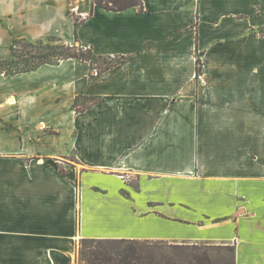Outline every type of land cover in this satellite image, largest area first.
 <instances>
[{"label": "crops", "instance_id": "crops-1", "mask_svg": "<svg viewBox=\"0 0 264 264\" xmlns=\"http://www.w3.org/2000/svg\"><path fill=\"white\" fill-rule=\"evenodd\" d=\"M142 1L0 0V61L50 37L124 57L0 70V264H75L82 237L264 264V0Z\"/></svg>", "mask_w": 264, "mask_h": 264}, {"label": "trees", "instance_id": "trees-1", "mask_svg": "<svg viewBox=\"0 0 264 264\" xmlns=\"http://www.w3.org/2000/svg\"><path fill=\"white\" fill-rule=\"evenodd\" d=\"M93 4L113 11L124 10L133 6L138 7L140 11L144 10L142 0H93ZM73 20L76 26V41H78L77 28L84 19L73 15ZM49 39H56L60 44L57 47H48L45 55H33L32 59H25V66L21 69L6 73L30 71L42 64H55L68 58L89 61L92 67L104 71L112 67L117 61L124 59V57L118 59L107 57L109 60H106V57L95 54L92 48H86L80 43L66 44L57 37H50ZM20 41L26 40H15L12 57L14 45ZM26 42L35 46L34 42ZM39 42L42 43V41ZM100 59L105 60L103 63L97 62ZM11 62L10 59L0 61V70L1 66L6 63L11 64ZM202 67V61L198 56L196 66L198 76L202 73ZM235 258L236 247L234 244L175 243L155 239L82 237L78 242L75 261L76 264H236Z\"/></svg>", "mask_w": 264, "mask_h": 264}, {"label": "rangeland", "instance_id": "rangeland-1", "mask_svg": "<svg viewBox=\"0 0 264 264\" xmlns=\"http://www.w3.org/2000/svg\"><path fill=\"white\" fill-rule=\"evenodd\" d=\"M73 15H76L73 13ZM60 42L57 41L56 39H46L40 42H34L35 46H32V44L26 42V41H20L17 42L14 45V55L10 59L12 62L11 64H4L1 66V70L5 72H12L18 69H21L22 67L25 66V59L33 57V55H45L48 51V47L53 48L57 47ZM32 59V58H31ZM106 60H109L107 57L105 58ZM105 59H100L97 62L103 63ZM64 170L63 168H61ZM136 186V184H134ZM78 247V246H77ZM76 264V261H75Z\"/></svg>", "mask_w": 264, "mask_h": 264}, {"label": "built area", "instance_id": "built-area-1", "mask_svg": "<svg viewBox=\"0 0 264 264\" xmlns=\"http://www.w3.org/2000/svg\"><path fill=\"white\" fill-rule=\"evenodd\" d=\"M98 72V70L97 69H94V73H97Z\"/></svg>", "mask_w": 264, "mask_h": 264}]
</instances>
